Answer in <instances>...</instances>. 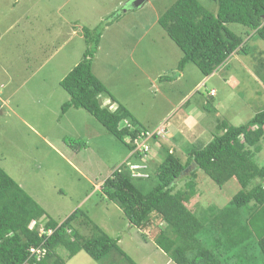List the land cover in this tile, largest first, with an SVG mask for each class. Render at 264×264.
Instances as JSON below:
<instances>
[{
  "label": "rangeland",
  "instance_id": "rangeland-1",
  "mask_svg": "<svg viewBox=\"0 0 264 264\" xmlns=\"http://www.w3.org/2000/svg\"><path fill=\"white\" fill-rule=\"evenodd\" d=\"M130 1L0 0V167L54 220L63 222L81 209L104 233L121 238L138 264H175L143 240L122 209L101 196L103 183L116 169L134 163L128 147L85 110L63 115L70 97L60 83L83 60L87 44L82 29L103 28L94 74L144 127L163 137L174 131L183 156L209 144L220 133L219 122L247 124L263 110L264 91L250 56L234 54L207 80L191 63L181 71L184 54L157 23L177 0H146L128 10ZM199 1L209 7V1ZM230 29L242 33L239 25ZM249 45L250 50L264 46L257 39ZM101 100L105 107L113 104L106 96ZM114 104L111 109L118 108ZM161 147L150 148L139 162L144 171L161 164ZM205 179L202 202L205 197L223 207L241 189L234 181L220 188ZM180 182L185 189V181ZM68 264L99 263L80 253Z\"/></svg>",
  "mask_w": 264,
  "mask_h": 264
},
{
  "label": "trees",
  "instance_id": "trees-1",
  "mask_svg": "<svg viewBox=\"0 0 264 264\" xmlns=\"http://www.w3.org/2000/svg\"><path fill=\"white\" fill-rule=\"evenodd\" d=\"M207 1L209 7L199 0H177L157 19L184 54L179 69L191 63L207 80L234 54L250 56L257 62L250 68L264 91V46L250 50L249 45L256 39L264 44V0ZM233 25L242 27L241 35L230 29ZM102 31L82 29L87 44L83 60L60 83L70 97L63 115L70 109L85 110L128 147L134 163L145 157L136 151L142 133H153L150 148L162 146V162L155 170H145L147 178L133 176L125 163L103 183L102 198L122 209L143 240L153 242L175 264H264V108L239 127L219 122L220 133L209 144L183 156L177 136L169 140L144 127L94 74ZM101 96L118 103V109L105 107ZM205 177L220 188L234 181L241 189L223 207L205 197L204 203L200 183ZM121 240L104 233L81 209L63 222L54 220L0 167V264H68L80 253L99 264H138Z\"/></svg>",
  "mask_w": 264,
  "mask_h": 264
},
{
  "label": "built area",
  "instance_id": "built-area-1",
  "mask_svg": "<svg viewBox=\"0 0 264 264\" xmlns=\"http://www.w3.org/2000/svg\"><path fill=\"white\" fill-rule=\"evenodd\" d=\"M151 137H153L152 132L142 133L139 136V138H137L135 141L136 146H137L136 151H140L141 153H143L145 156L144 158H146L149 155L148 152L150 151V145L148 144V142L151 139ZM143 159H142V161H143ZM130 169L133 173V176H135V177H144L145 176V174L141 172V169H143V167L141 166V163L140 164L139 163L132 164L130 166ZM43 231L44 230H42V232ZM32 252L36 253V254H41L40 250L32 249Z\"/></svg>",
  "mask_w": 264,
  "mask_h": 264
},
{
  "label": "crops",
  "instance_id": "crops-1",
  "mask_svg": "<svg viewBox=\"0 0 264 264\" xmlns=\"http://www.w3.org/2000/svg\"><path fill=\"white\" fill-rule=\"evenodd\" d=\"M207 82V81H206ZM212 92H214V90L212 89L211 90ZM212 94V93H211ZM212 97V96H211ZM215 97V96H214ZM213 98V97H212ZM117 106V105H116ZM118 107V106H117ZM2 112V111H1ZM174 111H171V113H173ZM169 114H170V112H168L166 115H164V118H166L167 116H169ZM190 122V121H189ZM155 128H159L158 126L157 127H155ZM156 130V129H155ZM165 131H166V134H167V136H169V134H170V132L171 131H168V129H165ZM175 136H174V131H173V134H172V136L171 137H167L169 140L170 139H173Z\"/></svg>",
  "mask_w": 264,
  "mask_h": 264
},
{
  "label": "water",
  "instance_id": "water-1",
  "mask_svg": "<svg viewBox=\"0 0 264 264\" xmlns=\"http://www.w3.org/2000/svg\"><path fill=\"white\" fill-rule=\"evenodd\" d=\"M146 0H131V2H133V5H129L133 8H136V7H140L141 5H143V3L145 2ZM193 166L195 167V164H193ZM188 171V169H187Z\"/></svg>",
  "mask_w": 264,
  "mask_h": 264
},
{
  "label": "clouds",
  "instance_id": "clouds-1",
  "mask_svg": "<svg viewBox=\"0 0 264 264\" xmlns=\"http://www.w3.org/2000/svg\"><path fill=\"white\" fill-rule=\"evenodd\" d=\"M130 2H131V1H130ZM130 2H129V3H130ZM129 3H128V4H129ZM211 93H212V94H210V95H211L212 97H214V96H215V92H211ZM114 105H115V104H114ZM117 105H118V104H117ZM0 107H3V106L0 105ZM1 109H2V108H0V111H2ZM110 109H111V108H110ZM113 109H114V107H113L111 110L113 111ZM117 109H118V108H117ZM114 110H116V109H114ZM155 131L158 133L157 129H156ZM158 134H159V133H158ZM160 135H161V134H160ZM132 164H135V163H128L129 166H131ZM141 172H142V173H145L144 169H141ZM147 177H148V175H146V176H144V177H142V178H147Z\"/></svg>",
  "mask_w": 264,
  "mask_h": 264
}]
</instances>
